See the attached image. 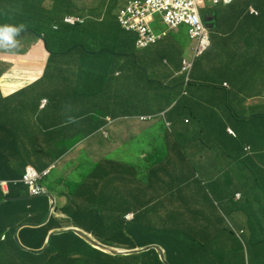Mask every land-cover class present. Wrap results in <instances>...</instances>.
I'll use <instances>...</instances> for the list:
<instances>
[{
	"label": "crops",
	"instance_id": "0c3cea01",
	"mask_svg": "<svg viewBox=\"0 0 264 264\" xmlns=\"http://www.w3.org/2000/svg\"><path fill=\"white\" fill-rule=\"evenodd\" d=\"M127 1L123 0L122 4L114 7V11L124 6ZM84 2L85 10L93 11L98 18L94 20L96 22L85 24L82 33H78L74 41H83L89 46L92 44L96 47L98 41L110 39L116 46L123 45L122 36L117 32L109 35L104 27L107 19H113L112 16H106L108 11L106 12L100 3L86 0ZM249 6L257 10V16L250 15L246 9L238 8L236 3L213 8L216 20L211 35L212 45L201 58V68L197 71V79L200 82L209 83L214 79H220L224 70L220 67L224 65L227 66L225 76L230 77L228 67L232 62L228 48H235L237 40H242L241 49L253 52L257 37L264 34V7L261 9L254 4ZM67 11L63 3L57 4V1L0 0V25L23 24L26 29L39 31L43 35L46 33L51 47L63 48L73 41L69 31L57 38L50 29L55 25L59 26ZM254 17L257 18L258 24L250 28ZM115 26L118 27V24L115 23ZM187 35L186 28L181 27L171 32L157 45L141 51L135 50L131 61L118 67L115 65L116 59L113 58L109 67L114 66L115 72H112V75L118 80L109 78V70L106 67L108 63L101 57H98V61L71 57L68 65L61 63L60 59H51L43 39L29 32L17 37V47L0 48V138L7 136L6 126L15 122H27L31 124L27 130L31 133L27 137L30 145L34 149L46 148L45 145L59 129L60 122L68 119L70 111V126L74 131L67 135L79 134L84 138L55 162L56 168L47 180L57 208L56 224L53 227L64 228L76 224L93 231L94 226L100 229L115 226V230L123 233L125 237L130 231H138V227L127 226L123 220L115 221V218L123 217L129 212L136 217L137 206L140 203L146 204L148 210L156 207L147 215L150 220L146 222L162 224L169 236L172 231L179 233L183 236L180 237L181 241L185 240L188 247L194 246V242L187 241L189 233H193L199 239L203 235L212 236L215 241L213 248L219 244L230 245L232 241L230 238L219 237L220 225L216 220L213 205H207L204 198L205 193L202 192L206 188L203 183L201 186L191 179L188 189L184 192L180 189L177 192V188L184 185L181 180L169 177L165 173L159 180L153 174L154 168L162 167L154 165L155 160H161L158 158L160 154L165 153V156H169L170 153L179 150L183 153L185 146L189 145L188 138L192 137V132L185 129L182 135L175 136L176 123L179 119L176 112H171L168 116L154 114L156 105L158 109H162L170 99L156 101L152 96L153 89L148 85L140 86V73L143 69L146 70L148 80H160L169 86L170 91H174L179 79L184 77L181 74L182 59L192 56V42ZM166 52L169 57L164 63L165 60L162 61L161 57ZM122 63L123 61H120L119 64ZM250 75L255 77L254 73ZM260 75V79L264 80V75ZM223 82L228 84L226 88L221 87L223 93L203 87L195 89L203 100L200 103L202 109L197 112V122L205 123L214 115L215 118L219 116L222 119L226 128L233 129L235 123L231 120L228 109L230 96L227 91L230 90V85L226 80ZM113 85L117 91L113 90L111 87ZM233 85L243 92L233 93L232 103L237 109L242 107L238 100L245 99L246 113L259 112L264 115V81L253 83L252 79H235ZM26 86L29 87L19 91ZM144 88L150 103L140 107L138 96L141 92L144 93ZM46 90L51 91L57 98L52 103L49 101L46 108H41L40 99ZM186 90L185 87L184 89L179 87L176 94L184 96ZM114 93L117 97L112 100ZM91 104L98 105V111H88L89 113L82 117L81 108ZM139 115L152 117L147 121H141L138 119ZM107 116L112 118L111 122L107 121ZM257 121L259 123L254 124L252 145L256 150L262 151L264 118ZM44 122L48 126L46 131L37 128ZM171 122L174 123V127ZM105 133L110 134L111 139ZM120 146L123 148L119 152ZM112 149L113 154L106 158L105 154ZM126 150L130 153L127 154ZM132 152H140L147 158L149 164L139 162ZM105 160V164H102ZM65 163L74 167L71 170H63ZM37 164L40 166L39 161ZM143 164L147 171L151 166V175L141 176L139 167ZM181 170L186 173V169ZM1 173L3 176H18L20 170L11 168ZM140 181L148 186L146 192L142 194L138 191ZM227 195L228 191L222 193L224 199ZM63 207H68L69 211L63 212L61 209ZM71 213L77 214V218L71 219L69 217ZM87 216L99 217L98 222L95 220L98 224L92 225L90 220L77 223V220L85 219ZM205 216L215 223L209 231L206 227L200 226ZM231 251L237 252L234 247Z\"/></svg>",
	"mask_w": 264,
	"mask_h": 264
},
{
	"label": "trees",
	"instance_id": "16d2710c",
	"mask_svg": "<svg viewBox=\"0 0 264 264\" xmlns=\"http://www.w3.org/2000/svg\"><path fill=\"white\" fill-rule=\"evenodd\" d=\"M50 1H57V4L62 2L64 8L68 10L65 14L88 15L85 10L78 8V0ZM93 2L100 3L103 9L105 8V11H108L106 16H112L113 19H105L104 27L109 35L117 32L122 36L121 41L126 45L125 49L116 50L115 43L107 39L98 41L96 47L92 44L89 46L83 41L76 42L74 38L79 35L78 33H82L84 26L71 27L63 23V18L59 23L58 30H54L51 27L50 31L57 35V38L61 37L64 32L69 31V35L73 39L72 43L63 48L51 47L47 39V34L45 33L43 35L45 47L50 53L51 59H60L61 63L65 65L69 64L71 57L83 60L89 59L91 61H98V57H101L108 63L106 67L109 70V78L117 79V77H113L112 75V72H115L113 70L114 66L110 68L109 63H112L111 60L114 58L116 59L115 65L118 67L131 61V55L135 51L134 47L136 46L137 35L121 29L117 23V12L114 11V7L119 4L118 2H114V0L112 2L111 0H93ZM81 3L85 2L82 1ZM234 3L242 10H248L250 4H254V6L261 9L264 7V0H235ZM89 14L91 19L98 18V16L95 17L96 15L92 11H89ZM115 23L118 24V27L115 26ZM254 24H258V20L255 17L250 28H253ZM23 32L32 33L37 38H41L42 36L41 32L31 29L24 28ZM237 41L235 42V48H228V55L231 57L232 62L228 67L230 69L229 78L225 76L227 66L224 65V67H220L225 70L222 71L220 79H214L213 82L209 83L200 82L197 79V71L201 68V58H198L194 62L188 82L182 76L175 85L176 89L174 91H170L169 86L160 80L146 81L143 77V72L141 71L140 73V86L145 87L148 85L150 89H153L152 96L156 98V101L165 98L170 99L162 109H158V105H156L155 113L167 110L165 112L167 116L171 112H176L179 115L175 128V136L182 135L185 129H190L192 132V137L188 138L189 145L185 146V149L182 147L184 150L183 153H180L181 150H179V152L170 153L169 156L160 155L158 157L161 159L160 162L162 164L164 162L167 164L156 169L154 168L153 174L159 180L163 178L164 173L169 177L171 176L174 179L181 180L184 185L178 187L177 192L180 189L183 192L188 189V184L191 179L197 182L196 176L198 174L200 179L206 180V183L202 180L205 183L203 184L204 188H206L202 193H205L204 198L207 205H213L214 202H218L220 205L238 203L232 201L233 196L238 192L241 193V201L244 203H247L250 199L257 201L264 200V150L258 151L252 145L254 144V124L259 123L257 120L264 118V115L259 112L246 113V107L244 105L245 99L238 100L242 105L240 109H237L232 103L233 93H243L234 88L233 83L235 79H252L253 83L259 80L264 81L260 79V74L264 75L262 73L264 71V34L261 37H257L254 48L252 49L253 52L241 49L242 40ZM124 57L126 58L124 62L119 64ZM166 58L161 57V59ZM250 73H254L255 77L250 75ZM224 80L228 81L230 85V90L227 91L230 96L228 109L231 114V120L235 123L233 129L236 137H232L226 133V124L219 116L215 118L213 115L205 123L197 122V112L202 109L200 103L203 100L195 92V89L197 87H203L223 93L221 91V84ZM108 81L111 83L110 80ZM111 87L114 90L115 85ZM179 87L182 89L185 87L187 89L184 95L185 97L183 94L180 96L176 94ZM114 91H117V88ZM249 91L252 92V90ZM80 95L82 96V94ZM116 97L117 94L114 93L112 100ZM138 97L140 98V107H144L150 103V98H148L145 88L144 93L141 92ZM186 97L188 99H185ZM98 107L95 104L83 106L80 115L83 117L89 113L88 111L97 112ZM83 108H86V110ZM228 120L230 122L229 118ZM70 122L71 111L68 119L60 122L59 127L61 130L57 135L52 136L50 141L45 145L46 148L36 151L32 147L34 150L32 154L26 149L27 144L30 143L27 140L28 135L31 134L27 131L30 127L21 122H15L6 126L7 136L0 138V179L4 178L1 171L14 167L20 169V176L18 178H21L25 172L26 160L28 159H37L40 162V166L37 165L34 159L31 160L41 169L50 165L56 157L64 154L67 150L63 146L62 140L68 137L67 134L74 131L70 126ZM172 124L174 127V123ZM47 127L46 122L43 125L37 126V128L45 131L48 129ZM247 147H250V150H247ZM206 161L210 163V166L204 172L205 167L203 165ZM179 163L181 164L179 165ZM180 168L186 169V173ZM142 183L143 181H140V185L138 186V191L141 194L146 192L148 188V186ZM197 183L201 185L200 182ZM172 190L175 192L174 189ZM224 191H228L229 193L226 196L227 201L222 196ZM0 202H2L0 204V264H164L160 261L156 250L130 256H112L94 247L72 230L53 233L48 245L44 248L47 235L50 229L56 224V218L52 216L45 222L49 212V197L47 195L28 197V186L18 181L17 183L9 184L7 194L0 187ZM237 208L239 209L241 207ZM63 209L65 213L69 211V208L64 207ZM155 209L156 207L148 210L146 204L140 205L139 203L135 222L127 224V226L138 227V231H130L125 237H123V233H118L115 230V226H110L106 229H100L98 226H94V235L106 244L127 249L158 244L164 248L169 264H244L242 252L241 255L237 254V257L231 261H222L225 255L231 257V250L233 249L231 244L234 241H231L230 245L219 244L216 248H213L215 241H213L212 236L203 235L199 239L193 233H189L187 241L194 242V246L188 247L185 240L181 241L180 237L183 236L179 235V233L172 231L171 236H169L165 226L162 224L156 223L155 225L151 221L146 222L150 220L147 215ZM255 212L262 216L259 218V221L264 234L263 209L257 208ZM69 215L71 219L77 218V214L75 213ZM118 219L123 220L125 223L122 216L115 218V221H118ZM89 220L92 225L98 224L95 220L98 222L99 217L87 216L85 219L77 220V223L87 222ZM204 221L212 223L207 216H205ZM19 226L17 236H15ZM3 234H6L4 240L1 239ZM233 238L241 249L236 236L233 235ZM254 245L248 254L250 263L264 264V240L261 241V244L257 242ZM26 247L32 250H28Z\"/></svg>",
	"mask_w": 264,
	"mask_h": 264
},
{
	"label": "clouds",
	"instance_id": "9594fccd",
	"mask_svg": "<svg viewBox=\"0 0 264 264\" xmlns=\"http://www.w3.org/2000/svg\"><path fill=\"white\" fill-rule=\"evenodd\" d=\"M82 1H84V0H78V8L80 10H85V3H81ZM86 1L87 2L88 1L93 2V0H86ZM234 1L235 0H231L229 2H224L223 0H220L217 3H214L212 0H128L124 6L120 7L117 11H115V12H117V17H116L117 19L116 20H117V23L119 24V26L121 27V29H123L127 32H133L137 35V40L135 43L136 46L134 47V49L138 50V51L145 50V49H148L154 45H157L158 43L162 42L171 32L176 31L181 27L186 28L187 33H188L187 37L192 42V56L185 57L182 59L181 74L184 75V77L186 78V82H188L189 77L191 75V72L193 70L194 62L198 58H202L209 51V49L212 45L211 35L213 33L214 25H215L214 22L216 20L215 12L213 11V8H215L217 6L227 7V6L232 5L234 3ZM111 2H112V0H111ZM114 2H118L119 4H122L123 0H114ZM206 3H209L211 6H210V9L208 10V13L205 15L206 10L203 8L205 7ZM202 9H203L204 15L201 12ZM86 13L88 15H85V16L69 13L63 17V23L66 25H69L71 27H76V26H81V25L84 26L85 24L87 25L89 22H92L93 20L96 19V18L91 19V16H89L90 15L89 11H86ZM248 13L250 15H253V16L258 15L257 10L254 9L252 6L248 7ZM68 19H71L74 22L73 23L68 22L67 21ZM128 26H130V27H128ZM58 27H59L58 25H55L53 28H54V30H58ZM198 27H200V29L204 30V32L207 36V39H208V46L206 47V49H204L200 53H199V47L201 44V39L196 34V30ZM23 30H24L23 24H20V25H12V24L0 25V48L9 49V48L17 47L18 46L17 37L22 36L24 34ZM43 37L44 36L42 34L41 38L43 39V41H45ZM107 40H110V39H107ZM44 44H45V42H44ZM123 45H117V46L115 45L116 50L125 49L126 45H124V46ZM133 53L134 54L131 55V59L134 57L135 51ZM162 57H167L166 59H161L162 61L165 60L164 63H166L168 60L169 54L166 52L162 55ZM124 59H126V58L124 57L121 61L124 62ZM143 77L146 81H158V80H148L146 70H144V69H143ZM227 85H228L227 83L223 82L221 84V87L223 86L226 88ZM28 87L29 86H26V87L20 89L19 91L24 90ZM56 98L57 97L55 94H53L51 91L46 90L42 94V98L40 99L39 106L41 108H46L49 101H51V103H52ZM166 111L167 110L161 111L158 113H154V114L165 115ZM151 117H152V115H139L138 119L141 121H147ZM106 119L108 122L112 121V118L110 116H107ZM186 121H188V119H186ZM21 123H23L24 125L29 126V127L31 126V124H29L27 122H21ZM60 130L61 129L59 127V129L54 134V136L57 135ZM225 131H226V133H228L232 137H236V133H235L234 129L227 127L225 129ZM105 134L108 135L107 137L109 139H111L110 134H108V133H105ZM83 139L84 138H82L79 134L68 135L67 138H64L62 140V142H63V146L66 147L65 149L67 151L64 154H62L61 156H58L55 159H53V162L45 168H41V169L38 168L32 162L33 159L36 163L38 162V160L35 158H31L32 160L31 159L26 160L27 165L25 167V172L23 173L21 178H18L20 176V173H19L18 176L8 175V176H4V178L0 179V187L2 188L3 192L5 194L8 193L10 183H17L18 181H21L25 185L28 186V197H37V196H41V195H47L49 197V205H48L49 212H48V215H47L45 222H47L51 216L57 219V216H56L57 208H56L54 196L50 193L51 191L47 185V180L50 178V176H51L50 174L52 173L54 168H56L55 162L58 161L61 157H63L70 149H72L76 144H78ZM26 149L28 150V152L30 154H32V151H34L32 149V146L30 145V143L27 144ZM43 149H45V148H43ZM246 149L250 150V147H247ZM35 150L40 151V150H42V148L37 147V148H35ZM118 150L120 152L121 149H118ZM122 155L124 156L125 154H122ZM160 155L165 156V153H162ZM107 162H111V160H107ZM73 167H74V165H72V164H66V165H64V167L62 169L63 170H71ZM14 168H17V167H14ZM9 178H11V179H9ZM241 200H242V195L240 192L236 193L232 198V201H235V202H240ZM249 202H257V201H253L252 199H250L247 203H249ZM1 203L2 202H0V204ZM215 205L217 208L215 207ZM215 205L213 204V210H214V213L216 215V220L220 225L219 230H218V232L220 233L219 237L222 236V237L230 238L232 241H234V243L232 244L234 249L237 250V252L234 251L232 253L231 257H229L228 255H225V257L223 258L222 261H224V260L231 261L232 259H235L237 257V254L241 255V252H242V254L244 256V264H251L250 258L248 256L250 249H249V247L245 241V238L242 237V234H246V233L252 234L255 232L263 233V229L260 226V224H261L260 221L255 222L256 217H255V215H252V214H245L244 213L242 218H241L240 215H237V210H234V208L231 209V211H230V209H229L230 204L224 205L225 208L227 209L226 211L228 213L225 212L224 208L221 207V205L218 204V202H216ZM235 205H237V203H235ZM63 208H61V209L63 212H65ZM65 208H68V207H65ZM239 209H241V208H239ZM135 218L136 217L132 212H129L123 216V219H124L126 225L134 223ZM241 220H242L243 224L246 225L247 228H249L250 226H253V227L261 228V229H259L258 231H253V230H248L245 228V229L241 230L240 232H234L232 227L235 225V223L240 222ZM253 220H254V222H253ZM214 225H215V223H213V226ZM19 228H20V226L17 228L15 236H17V231L19 230ZM75 229L80 230V231L84 232L85 234L89 235L90 237H92L93 239H95L96 241H98L104 245H107L110 248H114L116 250H119V251L142 249V248L152 246V245L159 246L163 250L164 255H165V259L167 262L165 250L162 246H160L158 244H151V245H147L144 247H137V248H133V249L114 247V246H111L109 244L102 242L99 238H97L94 235V232L92 230H89L83 226L76 225V224L74 226H69V227H64V228L63 227L51 228L48 235H47L46 245L44 246V248L48 245L50 238H51V235L53 233H61V232L69 231V230L74 231L80 237L87 240L83 235L79 234ZM233 235L236 236L237 240L240 243L242 250L240 249L239 245L236 243L235 239L233 238ZM215 237H217V236H215ZM5 238H6V234H3L1 239L4 240ZM89 243L92 244L91 242H89ZM258 243L261 244V241ZM92 245L94 247L100 249V250H103L104 253L110 254L107 251H105L103 248H101L97 245H94V244H92ZM26 249L29 250L30 248L26 247ZM43 249H42V251H43ZM30 250H32V249H30ZM150 250H155V249H150ZM150 250H148V251H150ZM252 251H253V249H252ZM145 252H147V251H145ZM141 253H144V252H141ZM141 253H137V254H141ZM157 253H158V251H157ZM110 255H112V256H130V255H113V254H110ZM132 255H135V254H132ZM158 255H159L160 261L162 263H164L162 261L159 253H158ZM164 264H166V263H164ZM167 264H169V263L167 262Z\"/></svg>",
	"mask_w": 264,
	"mask_h": 264
},
{
	"label": "rangeland",
	"instance_id": "374dc122",
	"mask_svg": "<svg viewBox=\"0 0 264 264\" xmlns=\"http://www.w3.org/2000/svg\"><path fill=\"white\" fill-rule=\"evenodd\" d=\"M210 6L211 5L209 3L205 4V7L203 8V9L206 10L205 15L208 13V10L210 9ZM203 9L201 10L202 14H203ZM122 148H123V146H120V149H122ZM126 153L128 154L130 152H128V150H126ZM110 154H113V149L111 151L109 150L105 154L106 158H109ZM132 154L137 156V160L139 162L145 163V164H149L147 158L142 156V154H140V152H138V153L137 152H132ZM94 161H96V160H94ZM105 162H106V160L103 161L102 164H105ZM150 163H152L151 159H150ZM67 164H69V163H67ZM161 164H162V162H160V161H156V160L154 161V165H156V166H163V164L162 165ZM203 166L205 167V170H204V172H205V171H207L209 169L208 167L210 166V163L206 161ZM139 169H140L141 176L146 177V176H148V174L151 175L150 174L151 166H150L148 171L145 169L144 164L142 166H140ZM78 176H80V173L78 174ZM196 180H197V182H200V183H203V181L206 183V180L205 179H200L198 174L196 176ZM205 183H203V184H205ZM192 187H193V185H192ZM221 207H223L225 212L228 213L226 211L227 209L225 208V206L223 204L221 205ZM229 207H230L229 208L230 211L233 208H234V210H237V215H240L241 218H242L244 213L245 214L255 215L256 216L255 222H258L259 218L261 217L260 214L255 212V209L262 208L263 209V214H264V200L257 201V202H249V203H244L243 201H240V202L237 203V205H235L233 203H230ZM236 207H241V209H237ZM253 222H254V220H253ZM200 226L201 227H206L207 231H209L213 227V224L211 222L202 221ZM232 228H233L234 232H240L241 230H243L245 228L248 229V230H253V231H258L259 229H261V228H256V227H253V226H250L249 228H247L246 225L243 224L242 220L240 222L235 223V225ZM242 237L245 238V241H246L249 249L254 247L255 243L264 240V234L263 233H257V232L252 233V234L251 233L242 234Z\"/></svg>",
	"mask_w": 264,
	"mask_h": 264
},
{
	"label": "water",
	"instance_id": "95a60500",
	"mask_svg": "<svg viewBox=\"0 0 264 264\" xmlns=\"http://www.w3.org/2000/svg\"><path fill=\"white\" fill-rule=\"evenodd\" d=\"M75 230L79 234L83 235L89 242H91L92 244L97 245V246L103 248L105 251H107L110 254H113V255H132V254H137V253L145 252V251H148L150 249H155L160 254V257H161L162 261L167 264L166 259H165L164 252H163V250L159 246L152 245V246H148V247H145V248H142V249L119 251V250H116L114 248H110L107 245H104V244L96 241L95 239H93L92 237H90L89 235L85 234L84 232H82L80 230H77V229H75Z\"/></svg>",
	"mask_w": 264,
	"mask_h": 264
},
{
	"label": "built area",
	"instance_id": "2783aa9c",
	"mask_svg": "<svg viewBox=\"0 0 264 264\" xmlns=\"http://www.w3.org/2000/svg\"><path fill=\"white\" fill-rule=\"evenodd\" d=\"M214 3H217L218 1L220 0H212ZM224 2H229L231 0H223ZM68 22H74L73 20L71 19H68L67 20ZM126 23V22H125ZM130 27V26H128ZM196 34L198 35V37L201 39V44H200V47H199V53L202 52L204 49H206V47L208 46V39H207V36L204 32L203 29H200V27L197 28L196 30Z\"/></svg>",
	"mask_w": 264,
	"mask_h": 264
}]
</instances>
